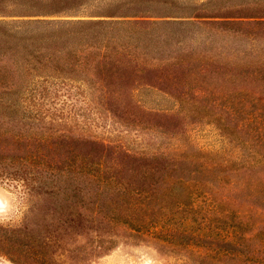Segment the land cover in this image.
I'll use <instances>...</instances> for the list:
<instances>
[{
    "label": "rangeland",
    "instance_id": "374dc122",
    "mask_svg": "<svg viewBox=\"0 0 264 264\" xmlns=\"http://www.w3.org/2000/svg\"><path fill=\"white\" fill-rule=\"evenodd\" d=\"M207 2L50 6L126 18L102 71L0 102V264H264V23L178 17Z\"/></svg>",
    "mask_w": 264,
    "mask_h": 264
},
{
    "label": "trees",
    "instance_id": "16d2710c",
    "mask_svg": "<svg viewBox=\"0 0 264 264\" xmlns=\"http://www.w3.org/2000/svg\"><path fill=\"white\" fill-rule=\"evenodd\" d=\"M62 1L17 0L10 14L0 15V102L14 94L25 95L38 84L74 82L79 73L93 69L97 74L104 69L108 28L122 24L107 19L126 17L105 10L88 16L97 20H81L76 15L80 12L77 3L71 7V16H65L76 18L63 19L53 9L57 5L50 7ZM182 11L183 16L178 17L264 23V0H208ZM257 235L259 244L264 245V228ZM226 242L231 244L228 239ZM228 256L240 258L238 253Z\"/></svg>",
    "mask_w": 264,
    "mask_h": 264
}]
</instances>
